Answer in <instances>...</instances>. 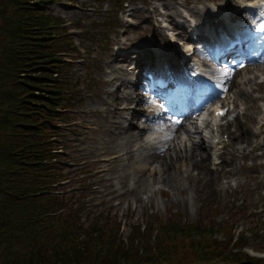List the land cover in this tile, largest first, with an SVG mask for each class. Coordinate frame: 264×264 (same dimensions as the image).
<instances>
[{"label":"rangeland","instance_id":"1","mask_svg":"<svg viewBox=\"0 0 264 264\" xmlns=\"http://www.w3.org/2000/svg\"><path fill=\"white\" fill-rule=\"evenodd\" d=\"M178 1L182 16L171 19L154 11L155 8L167 11L163 2L169 5L170 0H53L45 3L49 14L58 20L51 30L55 40L47 38L45 42L49 45L58 42L59 49L64 48L60 56L66 60V64L54 62L60 65L58 78L62 86L65 82V92L62 100L53 101L55 106L64 109H57L54 118L58 119H53L49 125L51 145L57 149L55 154L59 159L53 176L44 183L48 186L47 194L57 202V209L51 215H60L59 226L64 225L66 239L72 236L78 245L91 236L94 228L100 227L104 231L103 243L134 254L148 255L157 246L165 250L177 242L189 243L194 239L228 244L227 247L235 243L242 245L244 249L241 248L240 253L256 256L260 258L257 263L264 264V132L251 141L259 143L255 147L246 146L245 141L237 137L238 124L247 123L257 130V123L248 119L254 107L243 114L244 99L236 97L232 108L228 101L235 94L224 93L221 99L227 95L229 111L219 122L226 128L221 132L225 146L209 150L214 159L207 160L205 165L195 167L197 163L182 157L175 162L176 168L169 163L170 176L160 165L164 159L170 160L168 156L163 160L148 156L164 148L173 153V144L182 155L187 153L185 148L196 146L200 136L206 143L211 142L210 126H200L201 132H194L196 116L192 122L177 124L172 122L173 115L166 114L158 118V125L161 121L166 125H163L166 130L159 134L161 142L153 145L145 141L150 140L149 132L153 127L143 119L153 100L142 93L134 76L141 74L139 69L147 66L152 55L173 53L174 47L164 38L163 30L183 24L188 31L184 16L191 19V24H203L206 15L203 12L210 5L209 0H197L193 4ZM224 1L220 0L218 6ZM228 1L229 6L235 5L234 0ZM187 7L199 14L192 16ZM133 10L135 14L131 15ZM144 49L147 52L138 55V51ZM117 51L126 56L114 59ZM137 62L141 64L135 70ZM241 76L242 73H237L236 80L242 81ZM112 77L118 80L109 82ZM123 78L130 82L120 85ZM50 81L46 83L51 84ZM34 92L40 96L55 93ZM137 95L141 101L137 100ZM122 102L131 107L112 113V106ZM257 103L261 105L264 101ZM138 126L144 128L136 139ZM172 128L177 131L174 133ZM136 142H139L138 150H135ZM124 149L126 155L111 158L112 152ZM98 159L104 161L98 162ZM221 159L228 160L229 165H218ZM171 222L178 226L166 233ZM132 244L134 247H130ZM95 249L92 244L85 255H95ZM233 251L237 250L233 248ZM186 254L181 255L182 260ZM194 262L198 260L191 255L184 263ZM199 262L205 264V261ZM210 264L224 263L214 259Z\"/></svg>","mask_w":264,"mask_h":264},{"label":"trees","instance_id":"2","mask_svg":"<svg viewBox=\"0 0 264 264\" xmlns=\"http://www.w3.org/2000/svg\"><path fill=\"white\" fill-rule=\"evenodd\" d=\"M51 1L0 0V264H185L191 255L198 260L194 264H210L214 259L224 264H258L260 258L240 253L244 247L236 243L227 247L193 239L165 250L157 246L142 255L112 249L102 242L100 227L82 245L74 243L72 236L66 239L60 215H51L57 202L44 184L59 162L49 125L58 119L54 118L57 109L63 108L53 101L62 100L65 92V82L62 86L58 78L60 65L54 63L66 62L60 56L64 48L59 49L56 41L45 42L56 37L51 30L58 20L45 8ZM67 45L73 48L71 42ZM34 90L55 93L40 96ZM176 226L171 222L166 233ZM67 228L70 234L69 224ZM92 244L97 253L86 256ZM183 253L187 254L182 260Z\"/></svg>","mask_w":264,"mask_h":264},{"label":"bare ground","instance_id":"3","mask_svg":"<svg viewBox=\"0 0 264 264\" xmlns=\"http://www.w3.org/2000/svg\"><path fill=\"white\" fill-rule=\"evenodd\" d=\"M214 1V3L216 1H218L219 3L220 0H212ZM170 2L172 4H167L165 2H163V6L165 8V10L167 11H164V12H161L159 11L157 8L154 9L155 13L158 14V15H161V16H166L168 18H175L177 16H180L181 14V11L180 9L177 7L179 5H181L180 1L178 0H170ZM183 4H186L188 2H193V3H197L198 1L197 0H183L181 1ZM174 9V12L172 11V8ZM215 6V5H214ZM225 6H229L227 5V3H224L223 5H221L219 8H223ZM237 5H230L229 7H235ZM163 9V8H162ZM187 9L189 11H191V15L195 14L196 12L194 10H192L191 8L187 7ZM206 11L203 12V14H206L208 15L210 18H206V25L208 23L207 26H212V25H216V21L217 19H219L220 15L219 14H215L213 12L212 9H209V7L206 6ZM123 13H127L126 9L123 11ZM174 13V14H173ZM131 15H134L135 14V11L133 10L131 13ZM199 14V12H198ZM211 20H213L211 22ZM181 26L183 27V25L181 24ZM199 30V29H198ZM199 35H201V30H199ZM147 52V50H141V51H138V55H141L143 56V54ZM117 54H115L114 56V59H118V58H121L122 56H126L125 53H122V52H119L117 51L116 52ZM158 58H160V55L158 54L157 55ZM246 56V55H245ZM171 59L173 58L174 60H172L174 63H176L180 57H176V56H171L170 57ZM177 59V61H176ZM241 62L240 63H237L234 67H231L227 73H222L221 72V69H219V66L221 65H217L216 67L213 68V73H215L217 75V79L218 82L220 83V85L225 88V89H228V91L226 93H229V92H232L235 94V97H237V99L239 100H242L244 99L245 101V107H244V112L243 114H247V110L250 109V108H253L254 110L251 111L250 113H248V119L249 121L251 122H254V123H257V130L254 131L249 124L247 123H244V124H238V131H239V134H238V138H240L242 141H245V143L247 144L246 146H257L259 143L258 142H251L253 140V138H257V134L260 133L261 135V132H264V104H258L257 101L258 100H262L264 101V52L261 54V55H251L249 58H244V59H241L240 60ZM141 63H136V66L139 67ZM239 65V67H238ZM123 71L125 72V70L123 69ZM239 74V73H242V81H239V80H236L235 76L236 74ZM221 74H225V75H221ZM114 80H118V77H112L109 82H113ZM127 81L128 83L130 82L129 79H126V78H123L122 79V82L120 85H124V82ZM136 84H133V86H135ZM245 86V87H244ZM231 87H233V91H231ZM112 93V92H111ZM257 93H259L257 95ZM136 97L134 98H131L135 99ZM127 100V98H125ZM137 100L138 101H141V98L137 95ZM132 102H129V103H133ZM131 107V104H127V103H119V105H114L112 106V109H111V112L114 113V114H118L121 110H126L128 108ZM222 108V107H221ZM135 112V110H133ZM151 113H149L150 115ZM180 115L184 114L182 111L179 113ZM194 113H191L189 112L188 114H184V117H183V121H191L190 119H193L194 116H192ZM235 115L232 116V118L234 117ZM132 117V116H131ZM150 117L153 119L155 118V115L152 113L150 115ZM205 122H203L204 124ZM116 124V123H114ZM208 125V123H206ZM143 128L144 127H139L138 126V129L137 131L135 132V137L136 139L140 136V134L142 133L143 131ZM225 130L226 128L225 127H222L220 126L219 128L215 129V130H212V140H217L216 142V145H221L222 141H221V131L222 130ZM127 130V129H126ZM199 130V129H198ZM172 131L175 133L177 131V128H172ZM195 133H199V132H196L194 130ZM257 132V133H256ZM236 137V138H237ZM260 137V136H259ZM258 137V139H259ZM256 140V139H255ZM264 140V138H263ZM254 141V140H253ZM212 142V141H211ZM251 142V143H250ZM139 142H136L135 144H137V147L135 148L136 150L139 149V145H138ZM134 144V145H135ZM179 146V144H177ZM196 146L193 147L191 145V147L189 149L185 148L184 150L187 151V153H183L182 155H179L177 152H176V144H173V153H170L168 150L169 148H164V149H161L160 151H154V153H149V157H155L154 159H161L163 160L162 158L164 156H168L170 158L169 161H167V159H164L163 161H161L162 163H160V165L162 166V169L164 170V172H170L169 175L171 176V166L169 163H173L175 168H176V165H175V162L178 161L179 159L181 160V158L183 157L184 160H189V161H193V164H195L194 166L195 167H198L199 165H205V162L207 160H213L214 157L212 156V154L209 152L210 151H213V145L212 143H206V140L203 136H200V140L197 141V143L195 144ZM225 145V144H224ZM223 145V146H224ZM208 148V149H207ZM201 149H203V151H201ZM207 149V150H206ZM178 151L180 153H182V151L180 149H178ZM245 150L242 149V154ZM113 154L111 155V158L113 159H118L119 156H122V155H126L127 154V150H119L118 152H112ZM217 154V153H216ZM220 154V153H219ZM218 159V158H217ZM98 162H103L104 159H98L97 160ZM196 161V162H195ZM218 165H222V167H224V165H229V161L226 160V159H221L220 163ZM177 170V169H176ZM165 174V173H164ZM168 175V174H167ZM170 179L172 180V177H170Z\"/></svg>","mask_w":264,"mask_h":264},{"label":"snow or ice","instance_id":"4","mask_svg":"<svg viewBox=\"0 0 264 264\" xmlns=\"http://www.w3.org/2000/svg\"><path fill=\"white\" fill-rule=\"evenodd\" d=\"M259 31H261V32H264V24H261L260 26H259V29H258Z\"/></svg>","mask_w":264,"mask_h":264}]
</instances>
